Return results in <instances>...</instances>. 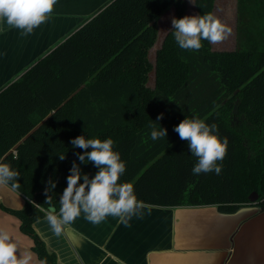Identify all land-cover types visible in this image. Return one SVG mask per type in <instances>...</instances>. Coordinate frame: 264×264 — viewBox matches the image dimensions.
Segmentation results:
<instances>
[{"label": "trees", "instance_id": "16d2710c", "mask_svg": "<svg viewBox=\"0 0 264 264\" xmlns=\"http://www.w3.org/2000/svg\"><path fill=\"white\" fill-rule=\"evenodd\" d=\"M213 2L195 0L196 14L212 13ZM170 6L176 18L185 16V0H111L0 91V162L19 171L15 190L25 197L21 209L5 210L20 219L45 264L57 261L33 223L52 205L59 210L84 151L71 140L81 134L113 139L126 164L119 182L132 183L144 204L264 210V0H237L239 15L257 22L240 23L233 50H213L206 40L199 51L181 50L171 28L156 51L155 86L146 87V49L156 17ZM186 117L215 123L228 138L220 174H193L197 158L174 131ZM151 125L167 136L152 140ZM80 167L90 177L98 171L91 162ZM49 178L56 187L46 194Z\"/></svg>", "mask_w": 264, "mask_h": 264}, {"label": "crops", "instance_id": "0c3cea01", "mask_svg": "<svg viewBox=\"0 0 264 264\" xmlns=\"http://www.w3.org/2000/svg\"><path fill=\"white\" fill-rule=\"evenodd\" d=\"M110 1L57 0L48 20L29 35L0 21V91ZM24 204L17 190L0 189V228L41 261L33 239L21 231L20 219L5 210ZM145 205L130 226L112 216L93 224L82 213L56 235L46 212L33 228L57 264H264V210L258 205L232 213L215 205Z\"/></svg>", "mask_w": 264, "mask_h": 264}, {"label": "clouds", "instance_id": "9594fccd", "mask_svg": "<svg viewBox=\"0 0 264 264\" xmlns=\"http://www.w3.org/2000/svg\"><path fill=\"white\" fill-rule=\"evenodd\" d=\"M56 2L57 0H0V21L22 30L21 35H29L48 20ZM190 3L196 4L195 0H190ZM171 24L175 42L181 50L186 51H199L205 40L211 44L220 43L232 31L212 13L173 17ZM150 127L152 140L167 136V129L161 125L159 128L155 125ZM174 131L181 140L188 143L190 152L197 158L192 169L194 175L213 171L220 174L222 167L218 161H223L226 156L229 141L226 136L221 140L215 123L207 124L203 119L186 117L175 126ZM71 145L84 151L76 154L79 163L73 161L69 170L67 186L59 198V211L52 205L49 195L46 197L45 203L52 205L46 213L51 230L56 235L61 234L65 226L74 222L82 213L93 224H99L112 216L125 226H130L131 218L142 215L141 209L146 205L137 199L132 183L119 182L126 171V164L120 153L114 150L113 139L86 138L81 134L71 140ZM59 159L63 161L65 155H59ZM88 162L98 168L92 177L83 173L80 167V164ZM19 177V171L11 164L0 162V189L19 188ZM55 187L56 181L49 178L46 194ZM0 264L45 262L37 261L33 253L22 250L12 233L0 228Z\"/></svg>", "mask_w": 264, "mask_h": 264}, {"label": "rangeland", "instance_id": "374dc122", "mask_svg": "<svg viewBox=\"0 0 264 264\" xmlns=\"http://www.w3.org/2000/svg\"><path fill=\"white\" fill-rule=\"evenodd\" d=\"M185 1L187 4L185 15L196 14L194 4L190 3V0ZM237 10V0H214L212 14L217 16L232 31L222 42L211 44L213 50H233L236 46L240 23L247 25L253 24V21L257 22L249 15L240 16ZM173 17H175L174 8L170 6L163 10L155 19V36L152 44L146 49V57L151 65L144 83L146 87L153 88L155 86L156 51L159 49L166 33L172 28L171 20Z\"/></svg>", "mask_w": 264, "mask_h": 264}, {"label": "water", "instance_id": "95a60500", "mask_svg": "<svg viewBox=\"0 0 264 264\" xmlns=\"http://www.w3.org/2000/svg\"><path fill=\"white\" fill-rule=\"evenodd\" d=\"M258 198V194L256 192H251L249 194V200H251L252 202L255 201Z\"/></svg>", "mask_w": 264, "mask_h": 264}]
</instances>
